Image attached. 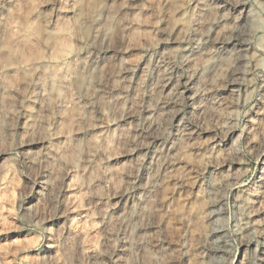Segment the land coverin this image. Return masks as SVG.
Wrapping results in <instances>:
<instances>
[{
	"label": "rangeland",
	"instance_id": "1",
	"mask_svg": "<svg viewBox=\"0 0 264 264\" xmlns=\"http://www.w3.org/2000/svg\"><path fill=\"white\" fill-rule=\"evenodd\" d=\"M0 264H264V0H0Z\"/></svg>",
	"mask_w": 264,
	"mask_h": 264
},
{
	"label": "bare ground",
	"instance_id": "2",
	"mask_svg": "<svg viewBox=\"0 0 264 264\" xmlns=\"http://www.w3.org/2000/svg\"><path fill=\"white\" fill-rule=\"evenodd\" d=\"M181 86L182 85L179 84V82L175 79V77L173 75V72L169 70L164 75V78H163V80L161 81V83L159 85V87H161V89H160V96H159V99H157L156 105L158 104V107L161 108V109H164V110L171 109L172 107H175V105L177 104L179 95L181 93L179 91V89H180ZM164 92H167V96L168 97L166 99H164V96L161 97V94H164ZM169 107H171V108H169ZM172 113H173V111L170 110L169 114H172ZM223 232L224 231L222 229H218L217 230V234L219 235V237H222L223 236L222 235ZM247 241H248V243H247L248 244L247 245L248 247L251 246V244H253V240L252 239H249ZM223 244H225V243H223ZM224 248H225V246L220 244V245H218L217 251L218 252L219 251H225Z\"/></svg>",
	"mask_w": 264,
	"mask_h": 264
}]
</instances>
